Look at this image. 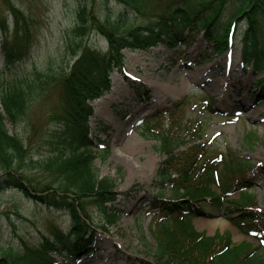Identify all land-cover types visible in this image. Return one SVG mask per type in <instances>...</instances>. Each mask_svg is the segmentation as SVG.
<instances>
[{
  "label": "trees",
  "instance_id": "obj_1",
  "mask_svg": "<svg viewBox=\"0 0 264 264\" xmlns=\"http://www.w3.org/2000/svg\"><path fill=\"white\" fill-rule=\"evenodd\" d=\"M3 1L18 23L21 10L10 0ZM118 1L146 14L150 21L134 25L110 16L102 20L82 4L77 24L66 36L72 54L69 60L60 67L51 65L0 82V194L18 190L49 208L66 210L71 218L68 230L51 223L40 231L36 242L21 235L17 245L0 246V264H57V255H86L97 229L90 205L99 207L106 225L120 219V212L111 205L119 196L116 182L100 175L95 164L97 138L91 133L90 118L94 114L91 101L112 89L113 72L127 74L125 49L149 50L160 43L175 47L195 31L205 30L209 42L223 53L244 21L245 67L251 66L256 73L264 70V0H198L196 6L193 0ZM231 2L234 9L223 25L222 17ZM93 31L107 38V50L85 41ZM23 53L20 41L3 46L6 65ZM257 86L260 94L255 98L259 101L264 99V78L257 80ZM52 94H56V103L31 122L25 138L10 131L9 123L18 126L37 102L48 104ZM145 126L152 133V125L145 122ZM154 135L165 154L157 173L158 192L152 200L161 216L152 229L156 240L150 250L153 260L144 264H264V214L259 212L257 195L245 176L250 160L234 149L215 156L208 155L204 143L184 146L189 141L170 129ZM256 139V135L249 136L252 143ZM215 211H221L244 237L235 241L231 230L215 234L199 230L194 218L213 217ZM6 214L10 219L14 214L29 220L19 211Z\"/></svg>",
  "mask_w": 264,
  "mask_h": 264
},
{
  "label": "rangeland",
  "instance_id": "obj_2",
  "mask_svg": "<svg viewBox=\"0 0 264 264\" xmlns=\"http://www.w3.org/2000/svg\"><path fill=\"white\" fill-rule=\"evenodd\" d=\"M10 1L21 10V16L15 23L10 6L0 0L3 72L0 82L30 75L36 69L42 71L51 65L60 67L63 61L69 60L72 54L67 50L66 36L76 26L77 11L82 4L102 20L110 16L112 20L122 18L134 25L150 21L146 14L136 13L118 0ZM197 3L198 0L192 2L193 6ZM233 9L234 2H231L222 17L223 25ZM148 10L150 13L151 7ZM2 20H5L4 26ZM245 28L244 21L238 24L233 43L223 53L209 42L205 30L195 31L175 47L160 43L149 50L124 51L127 74L113 72L112 89L91 102L94 114L90 118L91 133L97 138L93 148L95 164L100 175H108L116 182L119 196L111 205L121 217L115 224L106 225L99 207L90 205L97 228L92 252L77 258L57 255L58 264L152 262L150 250L156 244L152 229L161 216L152 207V200L158 192V168L165 157L154 134L164 129L185 137L189 142L184 146L206 144L208 155H225L234 149L248 158L251 166L245 176L253 186L250 190L257 195L259 212L264 214V99L255 98L260 94L257 80L264 78V70L256 73L251 66L245 67L241 36ZM17 41L22 43V58L4 64L3 46L11 47ZM85 41L102 50L108 49L107 38L98 31L86 36ZM55 95L50 96L48 104L37 102L18 126L9 123L10 131L25 138L31 122L56 103ZM244 97L246 106L240 103ZM144 122L154 126L152 133L146 132ZM156 123L159 125L155 126ZM252 135L258 138L254 143L249 141ZM34 174L42 177L37 170ZM166 193L171 195L169 189ZM9 210L19 211L29 220L14 214L10 219L6 214ZM214 213L213 217H195L197 228L209 234L231 230L235 241L244 237L221 211ZM0 215L1 247L17 245L21 235L36 242L41 237L40 231L47 230L49 224L68 230L71 223L66 210L49 208L15 189L0 194Z\"/></svg>",
  "mask_w": 264,
  "mask_h": 264
},
{
  "label": "bare ground",
  "instance_id": "obj_3",
  "mask_svg": "<svg viewBox=\"0 0 264 264\" xmlns=\"http://www.w3.org/2000/svg\"><path fill=\"white\" fill-rule=\"evenodd\" d=\"M193 78H195V76H193L192 79ZM185 85H187V84H185ZM213 88L216 89V86H213ZM240 103L242 104V106L248 105L247 99L245 97L240 100Z\"/></svg>",
  "mask_w": 264,
  "mask_h": 264
}]
</instances>
